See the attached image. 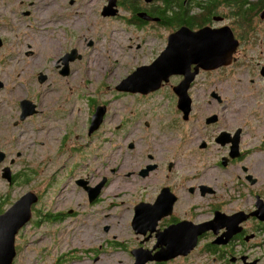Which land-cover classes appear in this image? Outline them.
I'll return each mask as SVG.
<instances>
[{"label": "rangeland", "instance_id": "rangeland-1", "mask_svg": "<svg viewBox=\"0 0 264 264\" xmlns=\"http://www.w3.org/2000/svg\"><path fill=\"white\" fill-rule=\"evenodd\" d=\"M106 2L0 0V151L7 156L0 164V204L8 199L6 211L33 191L39 201L32 206V214L47 201L54 211L78 210L58 225L53 220H41L38 211L32 226L26 231L23 227L16 237V264H31V251L38 255L39 250H46L45 264H53L56 252L64 255L82 250L87 240L90 244L103 243L108 224L112 233L124 236L128 220H122L123 207L119 204L136 197L138 184L134 177L127 180L124 174L146 163L148 151L154 153L160 168L165 169L169 160L182 175V207H197L201 218L208 217L210 206L228 199L233 179L243 173L238 165H217L229 149L215 144L217 135L205 124L210 112L220 114V126L215 131L242 128L241 149L243 146L250 151L242 164H248L250 172L264 182V85L255 77L260 75L257 65H264V28L259 27L264 26V19L254 16L249 23L239 66L227 71L236 77L222 80L225 102L218 105L205 96L196 97L199 110L193 121L180 127L174 104L168 110L164 106H137L144 97H123L116 92L124 76L141 64L147 65L151 48L163 46L169 33L158 29L146 35L128 22L130 15L125 11L117 18L103 17ZM73 50L81 58L71 62L63 76L62 58ZM42 76L45 79L41 82ZM251 77L255 82L249 81ZM109 99L114 103L107 107L104 124L90 136L91 105ZM24 100L33 102L38 112L21 121L20 104ZM144 119L150 121L147 128ZM207 137L213 145L201 154L200 146ZM5 168L16 177V184L2 177ZM25 175L30 180L27 185ZM72 175L87 176L91 184L108 178L100 205L88 207L84 193L71 186L72 179L68 189L52 195L54 199L49 191L40 198L41 180L47 188L54 181V191L60 185L59 191ZM201 185L212 187L223 197L202 196ZM191 188H195L194 193H190ZM232 207L235 204H228L226 209ZM109 208L111 216L105 217ZM80 213L86 215L81 217Z\"/></svg>", "mask_w": 264, "mask_h": 264}, {"label": "flooded vegetation", "instance_id": "flooded-vegetation-1", "mask_svg": "<svg viewBox=\"0 0 264 264\" xmlns=\"http://www.w3.org/2000/svg\"><path fill=\"white\" fill-rule=\"evenodd\" d=\"M210 0H170V16L175 15L174 11L178 4H182L189 17H195L202 21L201 23H195L191 25L188 22H184L180 25L165 26V21L161 16L155 15V8L165 9L164 0H107L102 9L103 17L117 18L121 16L120 12L125 11L130 18L128 22L141 29L146 35L150 31H156L158 29H165L169 34L162 43L159 49L151 48L150 55L146 62L147 65L141 64L135 70L133 69L129 74L124 76V79L132 75L138 68L151 65L166 49L169 43V37L175 35L183 28L190 29L194 32L200 31L203 28H208L211 31H222L223 29H229L232 31L234 38L239 41L240 45L234 54L233 58L236 60L229 66L219 67L214 70H205L199 67L197 70L196 65H191L188 75L190 76V84L187 86V94L191 99L190 113L185 120V114L179 109L180 95L183 94L182 90L178 88L185 80L186 76L183 74H173L169 77L167 83H163L162 87L156 91L147 95L141 93H119L123 97H131L132 95H139L144 97L143 101L137 102V106L149 105L150 108L157 106H164L172 108V105L177 108V115L180 117L179 126H183L185 123L193 121L195 111L199 110V104L196 101V97L205 96L208 100H215L218 105L224 103L223 79L229 80L236 76H230L228 69H234L239 66V52L242 45L245 43V37L248 34L246 27L240 28L237 19H233V11L231 7L224 6V4L218 5L216 11L210 16L207 14V7ZM258 0H249V3H255ZM112 2L113 7L110 15H103L105 7ZM264 9L258 10L255 13V18H259L261 21L263 17ZM125 17V16H124ZM254 21V17L252 18ZM201 24V25H199ZM264 28V26L259 25ZM247 32V34H246ZM255 33V32H254ZM157 36V35H156ZM140 49L144 46L140 45ZM147 48L144 49L142 55L145 54ZM154 60V61H153ZM153 61V62H152ZM260 75L258 76L259 82L264 85V78L261 74L264 65L259 63L257 65ZM240 75V74H239ZM237 75V77H239ZM255 77H251L249 81L255 82ZM122 82V81H121ZM120 82V83H121ZM119 83V84H120ZM118 86V85H117ZM116 86V87H117ZM160 93L159 95H156ZM151 101H154L153 103ZM114 101L104 100V104H92V112L90 114V124L93 115L96 113L98 107H104L105 113L103 116L104 124L106 120L107 107ZM100 105V106H96ZM106 105V106H105ZM171 106V107H170ZM149 114V112H148ZM210 115L205 116V124L209 128H212V133L217 135V138L223 134L222 142H226L224 145L218 143L215 140V144H219L222 147H228V155L220 158V168L229 167L231 165H238L242 168L243 173L240 176H236L229 189L228 199H219L210 206V214L206 218H201L197 213V207H182L180 186L182 183V175L178 171L173 169V164L167 160V166L160 168L161 165L156 161L154 153L148 151L146 153V163L142 164L137 170L127 171L124 177L127 180L135 178L138 184L135 187L136 197L131 200H123L119 206L122 208L123 217L122 220H128L127 227L124 232V236L112 233V225L108 224L104 228V241L103 243L90 244L88 240L82 250H73L67 254H58L53 258V264H264V219L248 216L257 211V203L260 201L262 207H264V182L253 175L250 172L248 164H242L246 157L250 153L242 146L241 141L243 130L238 128L236 131H215L220 126L221 118L218 111L210 112ZM141 116V115H140ZM216 118L217 122L207 124L209 118ZM139 118V117H138ZM142 119V117H141ZM137 122V121H136ZM135 122V123H136ZM146 122H149L147 125ZM144 126L147 128L150 121L143 120ZM101 125V126H102ZM100 129V128H99ZM215 129V130H214ZM208 132V131H207ZM238 142L239 153H236V158H232V147L234 142ZM209 144V139L204 142L203 146H200V153L204 154V149ZM264 145V144H263ZM134 145H129V148L133 149ZM197 153V152H196ZM205 158V156H204ZM227 161V164L223 165V160ZM150 167V169H149ZM63 171L65 169H62ZM76 172V168L73 174ZM58 176V175H57ZM179 176V180H178ZM56 178V177H55ZM181 178V180H180ZM72 179V180H71ZM71 180V186H76V191H82L85 196L86 205L98 206L103 200V195L108 185V178L104 177L96 184H91L87 179V176H80L73 178V175L68 182L58 191L59 186L54 191V181L50 183V188L44 186V181L41 180L38 194L40 198L44 199L46 193L57 195L63 190L68 189L69 181ZM43 182V183H42ZM14 184L15 181H14ZM202 196L210 194L217 197L216 191L207 185L200 186ZM190 193H194L195 188H191ZM163 194L165 197V205L169 207L172 204L170 212L165 211L166 214H160L159 218L155 220L157 214L160 211L155 210L153 207ZM223 196H218V198ZM41 198V199H42ZM50 198V197H49ZM235 204L232 209H226L228 204ZM140 205L138 220L134 222L136 215V207ZM53 205L42 202L40 209L34 211L33 219L25 226L22 231H26L32 223H34V216L40 211L41 220L45 218L54 222V224H62L71 213L78 214V210L72 209L70 213L62 211H54L51 209ZM111 208L108 212H104L105 217H110ZM220 212L227 216V223L221 224L217 227L215 223L211 224L209 230L201 231L202 225L210 223L215 219V213ZM244 212L247 217L245 221L238 223V225H231L229 221L233 215ZM208 214V213H207ZM86 215V213H80V216ZM36 223V222H35ZM39 222L36 224L38 226ZM237 230V231H236ZM236 231V232H235ZM106 232H108L106 234ZM218 241L219 243H216ZM56 251V250H55ZM34 252V254H33ZM36 251H31L32 261L31 264H45L44 258L49 255L46 250H39V254L35 255ZM16 260L13 264H16Z\"/></svg>", "mask_w": 264, "mask_h": 264}, {"label": "water", "instance_id": "water-1", "mask_svg": "<svg viewBox=\"0 0 264 264\" xmlns=\"http://www.w3.org/2000/svg\"><path fill=\"white\" fill-rule=\"evenodd\" d=\"M112 7L113 4L110 2L103 10V15H110L112 13ZM2 45L3 41L0 39V47ZM239 45V41L234 38L232 31L229 29L211 31L208 28H203L200 31L194 32L190 29L183 28L175 33V35L169 37V43L166 49L151 65L138 68L128 78L122 80L116 87V90L125 93H141L147 95L158 91L163 83L169 81L171 75L183 74L186 78L178 88L183 91V94H179L180 102L178 107L185 114L184 119L186 120L190 113L191 104V99L187 94V86L190 84V76L187 73L191 65H196V70L199 67L205 70H214L219 67L229 66L236 61L233 56ZM80 58L81 56L78 55L77 50H73L66 54L62 58L65 68L61 71V74L63 76L67 75L69 64ZM261 74L264 78V67L262 68ZM44 79L45 78L42 76L40 81L42 82ZM20 108L21 121L26 120L27 117L33 116L38 112L37 106L28 100L22 101ZM104 113V107L97 108L89 126L88 133L90 136L101 127ZM216 122L217 119L214 117L207 120V124ZM222 137L223 134L220 135L216 141L224 145L226 142H222ZM232 151L231 157L236 158V153H239L237 141L234 142ZM6 157V154L0 151V164L6 160ZM226 164L227 161L224 159L223 165L225 166ZM2 177L6 179L9 184H12L13 177L9 168L4 169ZM165 197L166 196L163 194L153 207L155 210L160 211L155 220L160 217V214L165 215V211L170 212L171 210L172 204L166 207ZM38 201L39 196L35 192L29 191L21 196L9 209L0 214V264L14 263L17 255L16 237L20 230L31 221L33 216L32 206L38 203ZM135 209L136 215L134 222L138 220L141 206L138 205ZM248 216L264 219V207L261 206L260 201L257 203V211ZM244 217H247L244 212L237 213L230 217L231 220L229 223L231 225H238V223L245 221ZM226 218V215L216 212L215 219L210 223L202 225L201 231L209 230L212 223H215L217 227H220L221 224L225 225L228 221ZM216 243L219 242L216 241ZM136 264H138V262Z\"/></svg>", "mask_w": 264, "mask_h": 264}, {"label": "trees", "instance_id": "trees-1", "mask_svg": "<svg viewBox=\"0 0 264 264\" xmlns=\"http://www.w3.org/2000/svg\"><path fill=\"white\" fill-rule=\"evenodd\" d=\"M165 9L155 8V15L161 16L165 21V26L169 27L171 25H180L184 22H188L191 25H196L195 23H201L202 21L198 20L195 17H189L186 10L183 8L182 4H178L174 11L175 15L170 16V0H164ZM224 4V6L231 7L233 11L232 18L237 19L240 28L248 27L249 23L252 21V18L255 16V13L259 10L264 9V0H258L255 3H249V0H210L209 6L207 7V14L212 15L218 5ZM201 25V24H199ZM14 181H16V177H14ZM28 175L24 176V183L27 185L29 183ZM7 200L3 201L0 204V213L4 212V207L7 204Z\"/></svg>", "mask_w": 264, "mask_h": 264}, {"label": "clouds", "instance_id": "clouds-1", "mask_svg": "<svg viewBox=\"0 0 264 264\" xmlns=\"http://www.w3.org/2000/svg\"><path fill=\"white\" fill-rule=\"evenodd\" d=\"M13 183H14V177H13V182H12V184H13ZM4 212H5V211H4ZM2 213H3V212H2ZM2 213H1V214H2Z\"/></svg>", "mask_w": 264, "mask_h": 264}, {"label": "bare ground", "instance_id": "bare-ground-1", "mask_svg": "<svg viewBox=\"0 0 264 264\" xmlns=\"http://www.w3.org/2000/svg\"><path fill=\"white\" fill-rule=\"evenodd\" d=\"M244 218L246 219V217H244ZM245 219H244V220H245Z\"/></svg>", "mask_w": 264, "mask_h": 264}]
</instances>
